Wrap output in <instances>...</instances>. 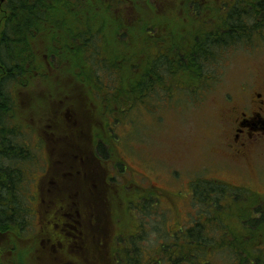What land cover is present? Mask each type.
<instances>
[{
    "label": "trees",
    "instance_id": "trees-1",
    "mask_svg": "<svg viewBox=\"0 0 264 264\" xmlns=\"http://www.w3.org/2000/svg\"><path fill=\"white\" fill-rule=\"evenodd\" d=\"M172 1L163 14L154 5L142 9L135 5L136 0H119L127 9L121 8L113 16L109 0H0L2 171H19L15 168L21 164L17 145L25 138V128H30L19 116L23 104L17 109L15 98L21 91L16 84L32 78L48 84V76L56 73L47 74L48 57L57 58L61 65L67 58L71 68L81 57L87 79L106 93L103 122L113 144L119 140L111 129L120 127L123 117H128L134 128L140 127L142 124L132 120L137 110L154 112L156 101L159 108L168 100L184 104L186 97L192 102L201 99L219 83L220 79L213 75L215 67L220 66L218 59L240 45L248 47L256 40L264 43V0H212L209 8L200 7L198 0ZM39 29L51 33L52 43L38 50L34 47L37 41L26 40V33L33 35ZM130 42H134L133 46H129ZM40 50L45 53L40 55ZM136 62H140L139 68ZM210 65L213 73L208 69ZM104 77L110 78L113 85L122 79L124 84L120 89L119 84L115 90L109 89L102 83ZM28 133L27 138L31 139V132ZM120 142L123 150L130 143ZM123 152L127 155V151ZM2 174L0 178L5 181ZM190 181L186 199L194 210L190 209L186 222L171 220L167 211L172 193L152 185L140 186L136 191L139 194L122 198L116 214L119 231L114 235L113 246L109 244L110 257L104 264H264V195L202 175ZM11 190L0 188V221L7 213L18 217L17 226L26 222L31 225V213L20 215L17 208L10 210L2 205L9 203ZM241 192L246 193L247 202L238 203ZM162 199L167 200V206L160 209L158 201ZM150 216L160 223L155 227L157 234L147 233ZM12 235L7 248L25 250V263L37 264L33 258L39 249L37 237L30 233L27 239L17 241L15 227ZM23 243H27V248ZM69 259L72 264H83L73 256ZM94 260L101 262V256L96 255Z\"/></svg>",
    "mask_w": 264,
    "mask_h": 264
},
{
    "label": "rangeland",
    "instance_id": "rangeland-1",
    "mask_svg": "<svg viewBox=\"0 0 264 264\" xmlns=\"http://www.w3.org/2000/svg\"><path fill=\"white\" fill-rule=\"evenodd\" d=\"M109 1L112 6L109 12L113 16H117L120 9L125 8L124 5L118 3L119 0ZM209 1L212 0H198L200 7L206 5L208 8ZM168 4L172 5L173 1L136 0L135 3L142 9L154 5L158 12L163 14H165V8H170L167 6ZM78 15H83V13ZM47 33L48 35H46ZM50 35V32L39 29L33 35L30 32L26 33V40L32 41L33 39L34 41L35 39L37 43L34 47L39 50L52 43ZM133 44L134 42H130L129 46H133ZM252 44L254 46L243 47L240 45L236 47L237 49L233 48L224 54L217 61L220 66L215 67L216 73L211 71L213 66L208 67L214 78L220 80L212 91L200 99L199 104L197 103L199 99L192 102L189 97H186L184 104L168 100L161 104L165 106L158 108L156 101L154 112L137 110V116H134L132 120L142 124L140 127L134 128L128 117H123L120 120L122 123L120 127L116 126L111 129L112 135L114 134L116 139L130 142L123 150L127 151V155L123 154L128 164L127 172L118 173V176H115L117 181H124L129 175L140 182V186L143 188L155 185L172 193L171 204L168 203L169 211L167 212L173 222H186L187 216L192 212L190 209L194 210L186 199L189 191L188 182L200 175L228 180L239 185L238 188L244 186L246 189L264 195V143L255 147L246 161L232 157L225 145L227 121L224 105L228 96H236L242 88H250L257 79H264V43L256 40ZM42 53L45 51L40 50V55ZM64 59L61 65L57 58H46L45 61L48 62L47 74L51 75L56 71L54 76H48V82H46L48 84H42L38 78H32L30 82L25 80L23 84L22 79L20 84H16V86H20L17 89L21 91L17 96L19 98H15L17 109L21 108L23 104L22 111L24 109L27 111V118L25 116L23 118L32 129L31 131L34 129L39 135L46 128L44 125L47 123L50 109L52 115H56L54 119L58 118L59 123L57 122L56 126L64 137L74 132L75 135H79L85 140L84 145L88 146V149L91 143L90 152H94V146L99 139L105 141L104 143H107L109 148L110 146L114 148V144L108 139L110 135L108 126L103 122L104 112L107 110L103 106L107 102V98L104 96L105 91L93 85L91 79H87L88 76H85L86 66L82 63L81 57L73 63L72 68L70 61L67 58ZM136 65L139 68L140 62H136ZM75 66H81V68ZM89 75H92L91 71ZM122 80L113 85L110 78L104 77L102 83H106L109 89L115 90V86L118 84L120 89ZM29 83L30 85H28ZM95 93L99 97H96ZM196 98L197 96L193 97V99ZM171 101L172 104H168ZM66 110L69 113L68 117L72 120L70 122L76 121L75 126H72V123L70 125L65 123L64 113ZM108 120L110 121V117ZM52 130L56 132V129ZM28 135L29 133L25 137ZM30 135L32 138V133ZM83 149L85 148L83 147ZM137 172H140L141 175ZM140 186L137 188L131 185V187L122 188L117 184L109 183L108 190L105 191L106 202L99 206L101 208L97 209L98 214H94V222L100 227L98 241L88 245L84 250L83 254L86 255V260L71 255L73 258H78L83 264H104L107 262L108 255L110 257L109 244L113 246L114 235L119 231L116 226L118 224L116 214L122 204V198L128 194H134L135 190L141 189ZM241 193L238 203L247 202L246 193ZM183 194L186 196L184 197ZM158 203L160 209L167 206V200L162 199ZM128 216L132 217V215ZM155 220L154 216L147 219V233L157 234L155 227H159L160 223ZM10 241L1 245L0 250L8 249L7 244ZM144 245L148 246L149 243ZM96 255L101 256V262L94 260Z\"/></svg>",
    "mask_w": 264,
    "mask_h": 264
},
{
    "label": "flooded vegetation",
    "instance_id": "flooded-vegetation-1",
    "mask_svg": "<svg viewBox=\"0 0 264 264\" xmlns=\"http://www.w3.org/2000/svg\"><path fill=\"white\" fill-rule=\"evenodd\" d=\"M224 113L227 121L225 145L232 157L246 161L252 150L264 143V79H257L250 88H242L236 96H228ZM20 114H23L20 115L22 122H26L27 111L24 109ZM64 114L65 123L75 126L76 121L70 122L68 110ZM48 115L41 135L34 129L33 132L31 128H25L30 130L25 134L31 132L33 137H25L17 145L21 151L18 161L21 164L17 163L15 168L19 171H2L0 165V177L2 172L5 175V181L0 178V188H12L9 203L2 205H7L10 210L17 208L20 215L31 213L34 216L32 228L27 222L17 226L18 217L6 213L5 221H0V246L12 242V227H15L17 241L27 239L30 233L37 237L39 249L33 255L37 264H72L71 255L86 260L84 250L98 241L100 227L94 222V214H98L97 209L106 202L105 191L109 183L122 188L131 185L138 188L140 182L129 175L121 182L115 177L127 172L128 167L120 141L113 143L116 150L112 147L109 151L107 143L99 139L94 152H90L91 143L88 149L85 140L74 132L64 137L56 126L59 123L58 118L54 119L56 115H52L50 109ZM2 118L3 114L0 120ZM209 179L237 187L228 180ZM136 191L135 194L139 192ZM137 200L139 203V197ZM23 244L27 248V243ZM27 259L25 250H0V264H24Z\"/></svg>",
    "mask_w": 264,
    "mask_h": 264
}]
</instances>
